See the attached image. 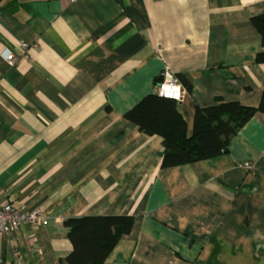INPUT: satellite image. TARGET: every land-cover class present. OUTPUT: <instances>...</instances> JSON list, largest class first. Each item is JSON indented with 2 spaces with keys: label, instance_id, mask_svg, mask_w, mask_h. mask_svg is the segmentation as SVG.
<instances>
[{
  "label": "crops",
  "instance_id": "0c3cea01",
  "mask_svg": "<svg viewBox=\"0 0 264 264\" xmlns=\"http://www.w3.org/2000/svg\"><path fill=\"white\" fill-rule=\"evenodd\" d=\"M264 0H0V204L43 225L0 234V264H61L63 222L127 215L103 264H264V111L221 155L161 167L162 138L124 113L169 70L178 110L256 107ZM36 42L10 64L4 50ZM249 164L250 167L245 166Z\"/></svg>",
  "mask_w": 264,
  "mask_h": 264
},
{
  "label": "trees",
  "instance_id": "16d2710c",
  "mask_svg": "<svg viewBox=\"0 0 264 264\" xmlns=\"http://www.w3.org/2000/svg\"><path fill=\"white\" fill-rule=\"evenodd\" d=\"M264 47V13L251 17ZM254 61L264 64V50ZM186 89L189 84L177 75ZM162 77L157 78L156 85ZM264 111V87L258 106H244L237 101L225 102L220 97L212 105L196 106L193 127L187 136L186 124L175 100L150 93L141 98L124 117L147 135L162 138L161 167H172L209 159L227 151L230 139L256 113ZM70 253L61 264H103L120 238L129 233L132 217L127 215L80 216L66 219Z\"/></svg>",
  "mask_w": 264,
  "mask_h": 264
},
{
  "label": "built area",
  "instance_id": "2783aa9c",
  "mask_svg": "<svg viewBox=\"0 0 264 264\" xmlns=\"http://www.w3.org/2000/svg\"><path fill=\"white\" fill-rule=\"evenodd\" d=\"M68 3L75 2L77 0H66ZM32 48L34 50L38 49L36 42L26 43L20 42L16 48V53L10 50H4V57L10 64L16 62L19 58H26L28 56V50ZM155 92L158 96L169 98L179 102L181 100L184 89L177 79V77L172 74L169 70H165L162 73L161 81L156 85ZM171 94L167 96L166 94ZM177 96L179 98H177ZM245 166L250 167L249 164ZM44 215L40 210L27 211L21 208H14L8 203L0 204V234L10 233L18 228L22 223H29L36 227L43 225Z\"/></svg>",
  "mask_w": 264,
  "mask_h": 264
},
{
  "label": "clouds",
  "instance_id": "9594fccd",
  "mask_svg": "<svg viewBox=\"0 0 264 264\" xmlns=\"http://www.w3.org/2000/svg\"><path fill=\"white\" fill-rule=\"evenodd\" d=\"M167 96H170L171 94L169 93V94H166ZM177 98H179L178 96H177Z\"/></svg>",
  "mask_w": 264,
  "mask_h": 264
}]
</instances>
